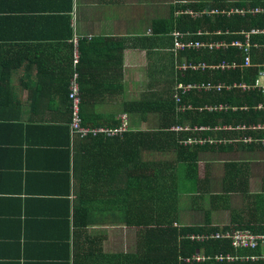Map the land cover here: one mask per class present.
<instances>
[{
  "label": "crops",
  "instance_id": "0c3cea01",
  "mask_svg": "<svg viewBox=\"0 0 264 264\" xmlns=\"http://www.w3.org/2000/svg\"><path fill=\"white\" fill-rule=\"evenodd\" d=\"M257 8L264 10V0H0V14H14V27L0 29V264H110L112 254L132 252L135 241V230L111 213L138 210L128 209L127 200L141 192L148 196L147 191L150 201L139 209H169L151 203V194L159 198L158 181L178 183L171 187L176 228L202 229L201 235L223 241L233 231L259 235L264 229V109H259L264 91L241 86L264 83V57L254 52L264 50V36L252 37L251 68H243L241 52L229 46L242 42V33L264 29L249 25L251 17L264 15L251 13ZM234 9L245 15H208ZM186 10L204 13L193 19L229 21L215 37L207 33L208 24L200 31L209 37L203 42L214 38L228 46L225 50L195 51L223 59L188 60L178 58L180 53L172 57L169 47H154V22L179 19ZM184 62L208 68L177 72L176 65ZM222 63L236 67L223 70ZM173 70L176 119L166 132L175 141L162 151L145 149L140 133L159 131L158 117L165 110L143 113L141 103L154 92V83L171 80ZM187 73L203 77L184 82ZM73 80L82 126L114 129L125 116L128 138L71 134ZM193 83L222 88L182 95L177 108L176 88ZM255 93L260 101L251 96ZM140 181L149 182L142 187ZM80 209L87 215L82 211L79 221ZM231 248L234 253L213 257L197 250L185 261L193 255L202 260L191 263L264 259L263 248Z\"/></svg>",
  "mask_w": 264,
  "mask_h": 264
},
{
  "label": "trees",
  "instance_id": "16d2710c",
  "mask_svg": "<svg viewBox=\"0 0 264 264\" xmlns=\"http://www.w3.org/2000/svg\"><path fill=\"white\" fill-rule=\"evenodd\" d=\"M197 7V5H193ZM5 12V11H4ZM7 14H0V29H8L14 27V14L12 12H5ZM178 18V17H176ZM204 18V19H203ZM203 18L193 19L188 16H181L179 19H173L170 17L169 20L154 22V47L157 49H162L169 47V52L173 57L172 46L173 41L171 34L173 32H181V33H191L194 35V38L190 40L193 42H203L207 41L209 37H198L196 36L198 32L202 31L205 28L209 29V36L215 37L216 29H227V23L229 22L227 19L222 18V20L218 19H210L207 16ZM251 23L250 26L256 27H264V15L255 16L250 18ZM240 21L245 22V19L240 17ZM248 27V26H246ZM260 38H256L258 41ZM211 41L214 42V38H210ZM263 43V42H262ZM257 57H264V50L260 53L254 51ZM158 55V54H157ZM232 55L239 56L240 54L233 52ZM186 57L188 60L194 61H205L209 62L211 59L214 61H218L223 59L221 55H213V57L209 55H205L203 53H196L195 51H190L189 53H180L178 58ZM240 58V56H239ZM181 60V59H178ZM173 76L169 82H165L166 84L161 88H154V92L149 93L148 97L143 99L142 112L143 113H155L159 110L163 111V115L158 117L159 122H161V126L159 127V131L153 132V134L148 133H140V144L145 149L153 148L156 151H162V149L166 148L168 142H174L175 139L173 136L167 134L166 129L174 124L173 119H176L175 115V101L173 97V84L174 82V70L172 71ZM200 74H185V79H181L184 82L190 81H199L201 80ZM169 83V85H168ZM169 86V87H168ZM253 98H256L257 101H260V95L256 94L251 95ZM245 100V96L242 97ZM238 101V99H237ZM234 102V101H233ZM255 103V102H251ZM168 112V115L166 116ZM194 117H200L196 113H189ZM207 115V114H206ZM170 121V122H168ZM181 121V119H180ZM200 122V121H195ZM119 124V120L114 123V127H117ZM113 127V128H114ZM128 138L129 133H122L119 137ZM117 137V136H116ZM177 143V142H176ZM158 180V178H155ZM149 181H140V185L142 187L146 186ZM154 184V182H153ZM158 185L161 188L156 189V193L159 195V198L153 194V200L151 203L158 204L164 203L165 205H169V209L167 207L164 208L163 211L157 212H144L139 208H142L140 204L149 203L150 193L147 191L146 193H138L136 196H131L127 200L128 209L132 206H135L136 211L126 210L125 212H112L111 218H115L116 221L125 223L128 228H133L135 231V241L133 244V251L126 254H112L110 264H225V263H217L213 260H208L200 263H187L185 261L186 257L192 256L197 250H199L202 255L213 257L214 255L220 253H234L233 249L229 245L228 241L223 240H207L204 242L191 241L189 237L201 235L203 230L197 228H176L175 225L178 221V212H176L175 204L176 197L172 196L174 194L172 186H178V183L171 182V186L167 181H158ZM165 187V188H164ZM170 203V204H169ZM86 210L88 208H85ZM82 211L85 210L80 209L79 221L81 219ZM85 212V216H86ZM78 221V225H79ZM84 224L79 226H84ZM91 247V246H90ZM244 253H252V251H244ZM256 253H260L258 250ZM120 259L122 262H119ZM231 264H264V259H260L257 261H249V262H234Z\"/></svg>",
  "mask_w": 264,
  "mask_h": 264
},
{
  "label": "built area",
  "instance_id": "2783aa9c",
  "mask_svg": "<svg viewBox=\"0 0 264 264\" xmlns=\"http://www.w3.org/2000/svg\"><path fill=\"white\" fill-rule=\"evenodd\" d=\"M252 14L257 15L264 13V10L257 8L254 9ZM204 14V13H203ZM200 12H195L193 10H186L184 12H180L177 16H189L191 18H197L202 16ZM216 14H223L228 16L237 14V15H245V12L241 10H230L229 12H219V11H212L209 12L208 15H216ZM242 42H234L231 43L229 46L237 49L241 52L242 55V67L243 68H251L252 67V59H251V49H252V37L257 35H263L264 36V29H257L253 28L251 31L242 33ZM198 37H204L206 35L198 32ZM173 46H172V52L173 54L177 53H185L189 51H201V50H208L210 52L212 51H219V50H225L228 46L224 43H215V42H193L190 39L194 38V35L190 33H178L173 32L171 34ZM254 50H259L260 48L258 46H253ZM216 67V66H215ZM215 67H210V69H213ZM223 70H231L234 69L236 66L234 64H227L222 63L221 66H219ZM208 67L204 64H192L184 62L182 64L176 65L175 69L177 72H188V71H198V70H206ZM262 71L260 73L261 81L264 82V63L261 66ZM232 87H236V85H232ZM245 90L250 89H259L261 91H264V83L256 82L255 85L248 87L245 85L241 86ZM222 86H216L214 84L208 83V84H181L178 89L176 88V94H175V100L177 103V108L180 107L181 101H182V95L189 94L194 91H209V90H218L220 91ZM69 100H70V110H71V122H70V130L71 134L73 136H77L79 138H86L88 136L96 137L98 135H105V136H111L116 137L120 136L122 133H126L128 131L127 128V119L126 117H122L120 123L118 126L114 129H89L82 126V119L80 117V93L79 88L76 80H73L70 86V92H69ZM215 108H209V110H214ZM259 109H264V106H261ZM174 130H181V128H174ZM245 141H250V139H246ZM225 238L230 242L231 246L235 249H258L263 248L264 249V229L259 235H254L251 232L246 231H233L230 234H227ZM191 241H197V242H204L207 240H216L218 237H207L204 235H198V236H191L189 237ZM218 261H222L221 257H216ZM202 257L199 255H193L192 258L187 259V263H191V261H201ZM227 261H231V257H226Z\"/></svg>",
  "mask_w": 264,
  "mask_h": 264
},
{
  "label": "rangeland",
  "instance_id": "374dc122",
  "mask_svg": "<svg viewBox=\"0 0 264 264\" xmlns=\"http://www.w3.org/2000/svg\"><path fill=\"white\" fill-rule=\"evenodd\" d=\"M166 83L164 82H162V81H159V82H156V83H154V88L156 89H158V88H161V86L163 87L164 85H165ZM154 89V90H155ZM215 90H209L208 92H214Z\"/></svg>",
  "mask_w": 264,
  "mask_h": 264
}]
</instances>
